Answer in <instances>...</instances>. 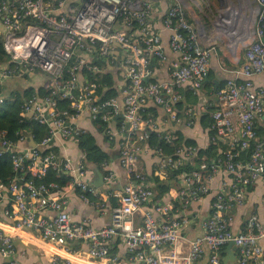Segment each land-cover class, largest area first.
<instances>
[{"label": "built area", "instance_id": "obj_1", "mask_svg": "<svg viewBox=\"0 0 264 264\" xmlns=\"http://www.w3.org/2000/svg\"><path fill=\"white\" fill-rule=\"evenodd\" d=\"M157 10L152 0H0V36L10 56V62L0 64V106L7 104L6 79L33 72L48 77L44 92L24 99L20 113L47 126L48 136L26 148L24 142L34 139L31 134L22 132L17 142L0 134V156L9 155L14 172L7 183L0 182V264H20L15 257L18 239L45 244L52 264H195L206 255L207 264H223L230 242L237 264H264V224L259 215L254 211L243 231L235 233L231 213L248 201V188L264 184V139L256 132L264 128V86L255 80L264 76V0H255L249 17L235 23L242 34L238 42H226L232 58L244 57L236 76L215 92V109H201L211 112L215 135L210 139L227 142L212 159L204 158L198 145L176 146L174 128L163 130L153 116H144L154 103L173 125L191 127L193 110L180 115L181 91L201 93L214 52L201 44L181 3L175 0L160 16L161 26L154 24ZM162 27L170 31V48L176 55L168 80L156 77L158 66L168 59ZM101 74L113 79L103 92L97 83ZM111 88L116 95L105 94ZM66 102L69 108H61ZM85 112L92 122L105 123L100 133L118 145L128 177L121 191L104 192L88 182L85 158L60 156L50 146L54 138L77 142L86 132L77 125ZM152 136L164 145H151ZM149 155L157 158L158 178L195 159L200 164L174 177L178 189L157 200L143 168ZM102 167L104 182L114 181L110 161ZM49 170L70 182H43ZM218 177L222 181L210 215L202 221L203 232L184 245L192 223L185 212L211 194ZM72 191H78L87 205L110 213L111 224L98 228L91 218L74 222L68 212ZM260 205L264 208V195ZM46 211L55 215L43 216ZM76 243L78 250L86 244L87 252L75 251Z\"/></svg>", "mask_w": 264, "mask_h": 264}, {"label": "crops", "instance_id": "obj_2", "mask_svg": "<svg viewBox=\"0 0 264 264\" xmlns=\"http://www.w3.org/2000/svg\"><path fill=\"white\" fill-rule=\"evenodd\" d=\"M178 3H181L185 10L188 13V19L193 25L195 30H197L200 38V42L204 47L213 48V54L209 63V75L205 82L204 87L201 90V93L196 96L198 99L195 103V95L190 91H181L183 95V100L180 107V115H184V111L189 108L194 112V124L191 127H187L184 124L173 125L168 121L167 115L162 107L150 103L147 109L144 111V116H153L158 122L160 127L163 130H170L171 128L175 129L176 136L181 138L183 142L187 140H193L198 147L204 151V158L207 156V151L210 148L211 139L210 134L211 129L207 127L209 123L208 116H204L205 112H202L201 109L204 107L215 109L216 96L215 92L213 94V88L218 85H225L226 81L230 78L236 76L237 71L240 68V65L244 62V57L242 56L241 61H237L232 58L229 50L226 47V43L222 40L217 39V36H213L216 31H214L210 23L207 20H210V17L214 15L210 6L214 0H176ZM152 2L157 7L155 12L154 24L161 26L160 16L168 9L169 6H172L175 3V0H152ZM162 42L164 45V50L167 54V61L161 63L157 68L156 77L158 80H168L170 78V67L173 60L176 59V55L172 52L170 48V31L161 28ZM242 53H240L241 56ZM258 84L264 86V76L255 78ZM48 77L42 72H33L30 75H27L24 78H8L5 80L3 85V94L6 97L7 103L11 104L13 98L16 97L17 92H24L30 90L34 93H43ZM43 91V92H41ZM190 93L194 96H191ZM27 98V97H26ZM23 98V99H26ZM211 115V112H207ZM77 125L82 131L90 132L96 139V142L100 148H102L110 157V167L115 173V179L111 183H101L100 178H97L96 172L94 170V165L87 164L89 167V172L86 175V180L91 182L93 185L97 183L103 189L104 192H116L121 191V189L127 184L128 177L126 171L122 167L119 160V149L116 143H110L102 133H100L94 126L90 118V114L85 112L78 117ZM36 142V141H35ZM37 143V142H36ZM51 147H54L55 151L60 156H68L75 161L85 158L84 154L78 147V142L71 140H62L54 138L50 144ZM157 158L155 155L146 156L143 163V168L145 173L148 175V185L154 186V180L156 177L154 171L156 169ZM104 177V171L99 169ZM158 178V177H157ZM166 185L171 186L169 192L177 190L179 185L177 184L176 179L169 174L163 178H159ZM222 181L221 177L215 179L213 183V189L209 196L204 197L201 201L194 202L189 210L185 212V215H188L192 219V223L188 230L185 233V243L187 240H193L199 237L202 232V221L207 219L211 212L213 195L219 189L220 183ZM264 195V184L258 182L255 186L249 188V198L248 201L242 205L237 206L232 210V215L234 217L232 230L235 233H240L244 229V225L252 215L254 211L260 217L261 222L264 224V208L260 205V200ZM166 200V198H164ZM113 205L114 201H113ZM68 212L71 219L74 222H80L86 218H91L96 227L101 228L105 225L111 224V215L110 213H102L100 210H97L89 205H87L79 196L78 191H72L69 193V207ZM43 216L53 217L54 212L46 211L42 214ZM137 226L141 223V217H137ZM82 249L78 250L77 243L75 246V251L86 253L88 246L86 244H81ZM261 245H264V239L261 240ZM16 246V259L20 264H52V253L46 249L45 244H32L21 239H18L15 242ZM233 252L235 253V248L232 251L228 250V246L224 248L223 251V260L233 259ZM0 257V262H1ZM208 255L202 258L200 261L195 264H207ZM224 264V262H223ZM235 264V263H229ZM237 264V263H236Z\"/></svg>", "mask_w": 264, "mask_h": 264}, {"label": "trees", "instance_id": "obj_3", "mask_svg": "<svg viewBox=\"0 0 264 264\" xmlns=\"http://www.w3.org/2000/svg\"><path fill=\"white\" fill-rule=\"evenodd\" d=\"M134 24L137 25L136 22ZM122 28V27H121ZM128 33L131 31L127 30L126 28H123ZM10 62V56L7 54V52L4 49L2 37L0 36V64L8 63ZM86 71V70H85ZM87 72V71H86ZM104 74H101L98 76L97 83L100 86L99 91L103 92L102 87L107 84L108 86L113 85V79L110 75L102 76ZM91 73H88V79L92 81V78L90 77ZM224 85H219L218 90H220ZM216 87L213 88L215 91ZM44 91V90H43ZM41 91V92H43ZM213 91V94H214ZM33 92L30 90L24 91V92H17L16 97L13 98V101L11 104H6L3 106H0V134H5V139L11 140L12 142H17L20 139V134L22 132L31 134L35 141L37 143H40L42 139L48 136V128L45 125H41L38 122H34L32 120H29L27 118H23L21 113V106L23 104L24 99L28 96H31ZM106 95H116L115 88H111L106 91ZM191 96H193L190 93ZM194 97V96H193ZM198 97L195 96V103ZM181 104V103H180ZM61 108H69V104L61 103ZM213 109V108H210ZM204 116H208L209 123L207 124V127L211 129L212 127V120L210 118L209 114H204ZM94 126L99 132H103L105 130V123L101 122V120H96L94 122ZM257 135L260 139H264V128L259 127L256 130ZM215 135V133L212 131L210 134V138H212ZM78 147L82 151V153L85 156V162L86 164H91L94 166H97L99 169L103 170L102 165L104 163H107L110 161L109 155L98 146L95 137L90 132H83L78 138ZM151 145L157 146L162 145L163 142L159 140L157 137H153L150 141ZM182 143L190 144V145H196V143L193 140H187L185 142L182 141L181 138L176 139L175 144L176 146H179ZM164 145V144H163ZM225 145H227V142L222 140H216L212 141L210 144V148L208 149L207 153V159H212L217 156L218 151L221 150V148H224ZM168 152H172V149H168ZM9 155L7 153H4V156H0V182H8L12 177H14V172L11 167V162L9 160ZM200 164L199 159H195L191 162H187L182 168H180L178 171H176L174 174H172L173 177H177L180 172H189L193 168L198 167ZM104 171V170H103ZM105 174V172H104ZM155 182L153 189L156 191V197L158 199H162L166 194H168L170 187L169 185H166L163 181H161L159 178L154 177ZM43 182H56L60 186H65L70 182V178L58 175L55 171L49 170L46 178L43 180ZM113 251H116L114 249Z\"/></svg>", "mask_w": 264, "mask_h": 264}, {"label": "rangeland", "instance_id": "obj_4", "mask_svg": "<svg viewBox=\"0 0 264 264\" xmlns=\"http://www.w3.org/2000/svg\"><path fill=\"white\" fill-rule=\"evenodd\" d=\"M254 6L255 0H214L209 8L214 15L207 20L216 31L213 36L229 44L238 42L242 34L236 31L235 23L248 18Z\"/></svg>", "mask_w": 264, "mask_h": 264}, {"label": "water", "instance_id": "obj_5", "mask_svg": "<svg viewBox=\"0 0 264 264\" xmlns=\"http://www.w3.org/2000/svg\"><path fill=\"white\" fill-rule=\"evenodd\" d=\"M262 42L264 43V38L262 39ZM218 86H219L218 83H216L215 92L218 91ZM118 118L119 117H117L116 119H118ZM23 146L26 147V148H33V147L36 146V142H35V140L33 138H29V140L24 142ZM94 170L96 172L97 178H100L101 183H103L104 177H103L102 173L100 172L99 168L97 166H94ZM94 185L99 187V188H101L100 185H97V183L94 184ZM233 248H234V242H230L228 244V250L232 251ZM223 262H224V264H229L230 262L236 264L237 263V258H236L235 253L233 252V259L232 258L231 259L230 258L229 259H225V260H223Z\"/></svg>", "mask_w": 264, "mask_h": 264}, {"label": "clouds", "instance_id": "obj_6", "mask_svg": "<svg viewBox=\"0 0 264 264\" xmlns=\"http://www.w3.org/2000/svg\"><path fill=\"white\" fill-rule=\"evenodd\" d=\"M4 46V45H3ZM5 49V48H4ZM6 51V50H5ZM215 92V91H214Z\"/></svg>", "mask_w": 264, "mask_h": 264}]
</instances>
